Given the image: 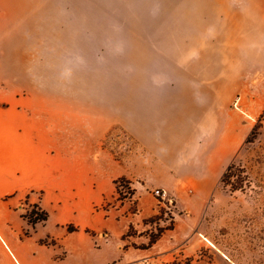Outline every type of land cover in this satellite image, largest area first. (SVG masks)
I'll use <instances>...</instances> for the list:
<instances>
[{"label": "crops", "instance_id": "1", "mask_svg": "<svg viewBox=\"0 0 264 264\" xmlns=\"http://www.w3.org/2000/svg\"><path fill=\"white\" fill-rule=\"evenodd\" d=\"M263 114L264 0H0V264H238L186 220L149 244L145 190L203 202Z\"/></svg>", "mask_w": 264, "mask_h": 264}, {"label": "rangeland", "instance_id": "2", "mask_svg": "<svg viewBox=\"0 0 264 264\" xmlns=\"http://www.w3.org/2000/svg\"><path fill=\"white\" fill-rule=\"evenodd\" d=\"M247 138L233 159V175L228 180L229 183L218 184L214 194L203 202L195 197V190L188 184H181L178 192L176 189L174 194H168L165 202L158 201L154 195V190L158 187H147L145 191L155 199L156 208L154 215L144 219L149 228L143 233H147L148 240L158 231L172 227L175 221L186 220L189 223L194 222L204 237L238 264H264V114L257 120ZM113 142V139L110 140L112 146ZM127 143L123 153L117 145L112 149V153L119 154L118 159L122 156L123 160L128 156L132 146L131 141ZM114 186L117 199L131 200L132 210L137 193L131 181L121 177L114 181ZM39 198L40 196L36 201L23 199L20 203V214L30 215L35 211L41 216V211L34 207L40 204ZM46 204L51 207L56 205L54 200L44 202L43 205ZM194 210L197 211L195 214ZM171 216L175 218L174 222L169 219ZM42 223L44 227L47 224ZM136 233L134 229L128 232L131 236H136ZM207 245L210 246L208 243ZM201 253L205 257L201 258L203 261L199 264H211V260H215L208 249ZM193 259L194 256H191L168 261L166 264H197L193 263ZM215 263L224 264L221 259ZM139 264L150 262L142 261Z\"/></svg>", "mask_w": 264, "mask_h": 264}, {"label": "trees", "instance_id": "3", "mask_svg": "<svg viewBox=\"0 0 264 264\" xmlns=\"http://www.w3.org/2000/svg\"><path fill=\"white\" fill-rule=\"evenodd\" d=\"M248 139V138H246ZM232 167H233V160L225 167V169L223 170L222 174L220 175V178H219V181H218V184L220 183H229L228 180L231 178V176L233 175V171H232ZM120 181H123L122 179ZM45 205H42V204H39V205H34V207H36L37 209H39L42 213L41 216H38V214H36L35 211H33V214L37 215V216H34L33 214H22V218L24 219V221L31 225V226H34L35 224L37 223H42V222H46L49 218V213L47 212V210L45 208H43ZM169 219H171L172 222L175 221V218L174 217H169ZM167 228H171V227H166L165 229ZM66 229L69 231V232H72L74 230H77L74 226L68 224L66 225ZM164 230H160L158 231L157 234H154L153 236L150 237L149 239V244H152L154 243L159 237L160 235L162 234Z\"/></svg>", "mask_w": 264, "mask_h": 264}, {"label": "built area", "instance_id": "4", "mask_svg": "<svg viewBox=\"0 0 264 264\" xmlns=\"http://www.w3.org/2000/svg\"><path fill=\"white\" fill-rule=\"evenodd\" d=\"M154 195L157 197L158 200L161 202H165L168 200V192L164 189L157 188L154 190Z\"/></svg>", "mask_w": 264, "mask_h": 264}]
</instances>
